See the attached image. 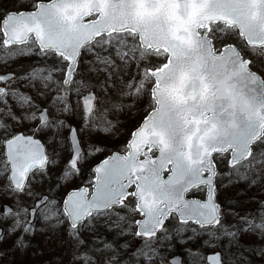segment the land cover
<instances>
[{
	"label": "snow or ice",
	"instance_id": "obj_1",
	"mask_svg": "<svg viewBox=\"0 0 264 264\" xmlns=\"http://www.w3.org/2000/svg\"><path fill=\"white\" fill-rule=\"evenodd\" d=\"M0 50V260L264 262V0H13Z\"/></svg>",
	"mask_w": 264,
	"mask_h": 264
},
{
	"label": "rangeland",
	"instance_id": "obj_2",
	"mask_svg": "<svg viewBox=\"0 0 264 264\" xmlns=\"http://www.w3.org/2000/svg\"><path fill=\"white\" fill-rule=\"evenodd\" d=\"M0 3H3L6 7H12L13 0H0ZM3 51L0 50V71H4V66L2 63L3 59ZM27 60L21 59L17 61L16 63L11 64V68L19 69V67L27 63ZM104 113H100L97 116L94 117V120H97L100 122L101 126H103V121L105 120ZM140 117L137 116V119ZM113 122L116 120V116L113 115L110 117ZM120 119L123 120L125 127L131 126V121H129L127 113L120 114ZM65 155H67V152H65ZM2 183V182H0ZM11 203V201H8ZM126 239L131 240V237H127ZM11 241H9L7 244L4 245L5 248H7L10 245ZM34 244H38L39 247L36 250L35 254H33L32 249H28L25 252H18L15 257L9 256L8 259L12 262V264H48V262L54 261L60 254L61 250L63 248V245L58 237L53 236L51 240H48L47 237L38 236L36 241L33 242ZM135 243V242H134ZM205 252L206 250L203 249ZM0 264H5V261L0 260Z\"/></svg>",
	"mask_w": 264,
	"mask_h": 264
},
{
	"label": "trees",
	"instance_id": "obj_3",
	"mask_svg": "<svg viewBox=\"0 0 264 264\" xmlns=\"http://www.w3.org/2000/svg\"><path fill=\"white\" fill-rule=\"evenodd\" d=\"M255 205H252V207H254ZM207 250H212L210 248H205ZM245 255H248V253H245ZM251 259L254 261V264H264V262L260 261V259L258 257L252 256Z\"/></svg>",
	"mask_w": 264,
	"mask_h": 264
},
{
	"label": "flooded vegetation",
	"instance_id": "obj_4",
	"mask_svg": "<svg viewBox=\"0 0 264 264\" xmlns=\"http://www.w3.org/2000/svg\"><path fill=\"white\" fill-rule=\"evenodd\" d=\"M0 72H2V71H0Z\"/></svg>",
	"mask_w": 264,
	"mask_h": 264
}]
</instances>
